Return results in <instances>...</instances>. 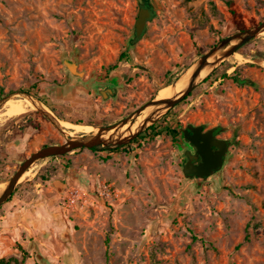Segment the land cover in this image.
I'll list each match as a JSON object with an SVG mask.
<instances>
[{
    "label": "rangeland",
    "instance_id": "obj_1",
    "mask_svg": "<svg viewBox=\"0 0 264 264\" xmlns=\"http://www.w3.org/2000/svg\"><path fill=\"white\" fill-rule=\"evenodd\" d=\"M141 1L0 0V190L31 152L65 139L37 108L6 114V96L30 92L67 133L84 134L155 97L220 38L264 20V0H144L153 16L131 41ZM207 75L169 109L175 138L163 130L114 152L81 147L33 162L0 204V259L264 264V34ZM104 84L116 93L104 97ZM188 123L231 140L207 180L182 172Z\"/></svg>",
    "mask_w": 264,
    "mask_h": 264
},
{
    "label": "water",
    "instance_id": "obj_2",
    "mask_svg": "<svg viewBox=\"0 0 264 264\" xmlns=\"http://www.w3.org/2000/svg\"><path fill=\"white\" fill-rule=\"evenodd\" d=\"M142 3H148L142 1L137 12V17L134 23L133 38L131 41L137 40L144 32L147 21L153 16V9L151 5H143ZM264 30V20L257 24H254L245 29L233 32L220 38L216 43H214L211 48L204 51L196 61L189 67L191 72L187 79V83L182 91L171 96V97H160L156 96L144 102L141 106L131 111L127 116L123 117L119 121L98 127L95 130L89 131L84 134H70L67 133L65 128L60 124V119L57 118L51 110L38 98L27 92L21 94L22 96H27L35 100L39 106L37 109L41 110L59 129V131L64 134L65 139L60 143L45 144L42 147L31 152L17 167L14 173L5 182V185L0 190V204L7 201L13 194L16 185L21 179V176L25 171L29 169L33 162L38 159L62 155L64 153L70 152L75 148H92L97 145L112 147L117 145H122L130 142L135 136L140 132L144 131L149 125L156 122L165 112L170 108L177 105L185 97H187L191 91L196 87V85L204 79L208 72L214 68L218 63L229 55L235 53L239 47L249 42L253 38ZM65 64L72 73H76L75 63L73 60L66 58ZM209 68L208 71L201 77V72ZM180 77L171 82V84L176 85ZM114 92L116 93L117 88L113 86ZM103 95L105 91L101 92ZM11 96H6L1 101H5ZM146 108H149V114L145 120L137 125L133 130L128 129L125 132H120L119 129L122 128L128 122L133 123L135 118ZM159 114L154 117L156 113ZM110 130L113 132L108 135ZM217 127L213 126L204 129L203 124L193 125L191 123L186 124L182 127V135L185 140L189 141L195 146V154L200 156L199 162L194 163L192 160V154L187 152L190 160L182 166L183 174L188 178H201L203 180L209 179L213 176L223 165L226 154L228 151V146L231 143L230 139L220 138L215 136ZM215 146L216 150L212 147Z\"/></svg>",
    "mask_w": 264,
    "mask_h": 264
},
{
    "label": "bare ground",
    "instance_id": "obj_3",
    "mask_svg": "<svg viewBox=\"0 0 264 264\" xmlns=\"http://www.w3.org/2000/svg\"><path fill=\"white\" fill-rule=\"evenodd\" d=\"M260 34H264V30L260 32ZM209 68H205L202 72H201V77L208 71ZM191 72V68H188L184 71H182L175 79H177L178 77L179 80L176 83V85L173 86V84L168 83V85H166V87L161 88L156 97L160 98V97H171L177 93H179L180 91L183 90V88L185 87L186 83H187V79L189 77V74ZM174 79V80H175ZM173 80V81H174ZM39 106V104L33 100L30 97L27 96H20L18 98L15 97H11L9 99L6 100V108H5V113L8 115H18L24 112H27L30 110H34ZM149 108L144 109L136 118L133 123L128 122L127 124H125L122 128L119 129L120 132H125L128 129L133 130L137 127V125L141 124L145 118L147 117V115L149 114ZM159 114L156 113L155 115H153L154 117H156ZM113 132V130H110L107 134H105V136L107 137L108 135H110ZM28 171H25L23 173V175L21 176V178L27 174Z\"/></svg>",
    "mask_w": 264,
    "mask_h": 264
},
{
    "label": "trees",
    "instance_id": "obj_4",
    "mask_svg": "<svg viewBox=\"0 0 264 264\" xmlns=\"http://www.w3.org/2000/svg\"><path fill=\"white\" fill-rule=\"evenodd\" d=\"M239 49H241V47H239ZM126 56H127L126 53H122L120 55V58L124 59ZM207 77H208V75L205 78H207ZM234 78L239 83H248L250 81V79L247 77L240 78L237 75H234ZM29 90H30V88L29 89L26 88L24 91H29ZM40 98L42 100H44L43 96H40ZM47 104H48V102H47ZM173 116H174V112L172 110H168L162 121H156V122L152 123L151 125H149L143 132L139 133L136 137H134L130 143L137 142L140 139L145 138L146 136H149V135L158 134V133L162 132L163 130H166L172 137L175 138L179 132L175 127H172L170 125V123L172 122L171 119L173 118ZM126 145H129V143L117 145V146H112V147L97 145V146L92 147L91 149H96L98 147H102L104 150H109L110 152H114V151H117L120 147H124ZM0 264H10V263L8 261H4V259L1 258Z\"/></svg>",
    "mask_w": 264,
    "mask_h": 264
},
{
    "label": "flooded vegetation",
    "instance_id": "obj_5",
    "mask_svg": "<svg viewBox=\"0 0 264 264\" xmlns=\"http://www.w3.org/2000/svg\"><path fill=\"white\" fill-rule=\"evenodd\" d=\"M141 2H140V4H141ZM142 4L146 5V6L148 5V3H142ZM100 91L101 92L105 91L104 97H110L113 94V92H114V88H113V86H111V84H106V85L104 84L103 89L100 90ZM204 129H206V128L204 127ZM218 131L219 130L217 129V131L215 133V136H217V137H219L218 136V134H219ZM181 135H182V127H181ZM182 137H183V135H182ZM220 138H223V137H220ZM183 140H184L185 145L182 146L179 149V152H178L179 157L182 159L181 160L182 161V166L187 162V160H190L189 155H188L187 152H190L192 154V159H193L192 161L194 163L199 162V160H201V159H200V156L198 154H195V146L193 144H191L189 141L185 140L184 137H183ZM212 148L216 150L215 146H213ZM195 178H197V177H193V179H195Z\"/></svg>",
    "mask_w": 264,
    "mask_h": 264
}]
</instances>
